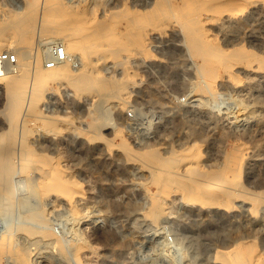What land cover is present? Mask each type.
Returning a JSON list of instances; mask_svg holds the SVG:
<instances>
[{
  "label": "rangeland",
  "instance_id": "rangeland-1",
  "mask_svg": "<svg viewBox=\"0 0 264 264\" xmlns=\"http://www.w3.org/2000/svg\"><path fill=\"white\" fill-rule=\"evenodd\" d=\"M220 1L210 0L200 7L205 10L203 17L210 18L206 35L219 45L229 29L222 26L220 17L232 5L228 0L224 7L219 6ZM248 1L241 0L245 10L264 6V0ZM179 3L182 6L183 1L0 0V38H5L0 50L14 45L8 38L21 30L27 20L42 22L40 16L45 17L48 12L46 26L64 21L70 31L83 38L54 43L33 34L32 55L38 53L41 66L49 56L56 58L70 67L72 75L84 71L88 75H84V80L94 82L91 86L87 83V88H76L70 76L56 78L40 86V99L33 106L21 109L11 160L18 166V154L25 147L35 156L29 173L11 174L9 183L15 199L11 209L0 207V233L6 229L4 217L11 215L12 243L23 251L22 264H232L233 254L241 248L246 250L244 264H264V132L251 136V130H247L256 120L264 122V110L255 108L246 77L239 70H233V75L219 74L217 81L221 86L215 85L214 95L197 88L203 78L197 73L198 60L190 56L182 41L179 23L173 16L159 24L150 21L154 12L165 7L173 12L179 10ZM127 24L132 27L131 37L118 31L111 44L104 27L117 30ZM256 26V33L262 35L263 18L256 20ZM136 29L141 33L138 41ZM64 33L68 35L67 31ZM247 43L246 38L240 42ZM129 45L133 47L128 48ZM105 84L108 86L103 88ZM4 88L0 82L1 150L7 143ZM129 108L140 112L138 120L127 117ZM113 125L121 128V135L132 147L129 151L121 147ZM237 146L250 151L249 156L244 153L245 164L241 167L228 159ZM149 149L156 152L159 160L169 158L163 170L173 169L178 178L211 184L215 203L184 198L182 188L174 182L179 188L173 183L166 185L168 192L164 187L163 194L162 187L152 181L157 160L142 154ZM38 168L43 176L62 173L73 181V190L66 188L57 193L52 188L39 199L36 184L32 186L39 176ZM230 176H238L240 184L230 180ZM201 178L205 180L199 181ZM229 186H235V193L240 194L230 189L233 193L224 195L222 192ZM217 188H223L222 192ZM73 191L74 199L67 203L64 194ZM160 192L165 209L160 218L152 220L147 213L150 196ZM222 199L224 204L220 203ZM40 201L48 227L46 233H31L36 226L29 214ZM72 204L77 210H70ZM225 248L232 251V258L222 261L214 257L217 249ZM10 258L8 252H1L0 264H17Z\"/></svg>",
  "mask_w": 264,
  "mask_h": 264
},
{
  "label": "bare ground",
  "instance_id": "bare-ground-1",
  "mask_svg": "<svg viewBox=\"0 0 264 264\" xmlns=\"http://www.w3.org/2000/svg\"><path fill=\"white\" fill-rule=\"evenodd\" d=\"M182 1H183V4H182V6L180 4L181 2L179 3L180 5L178 4L179 10H177V11L173 12L169 7H167V8L165 7L163 9V11H156V12H154V14H152V12H151L150 14H152V16L150 17V21L152 23H158L159 24L161 22V20L168 19V17L173 16V19H175L177 24L179 23L178 26H180V27H178V28H180L182 31V36H183L182 41L184 40L185 43L184 42L183 43L186 44L185 46L187 47L186 49L190 52L189 53V54H191L190 56H192L194 59L198 60V62H197V73L199 76H202L201 78H203V80H201L202 82L197 84V88L205 91V93L207 92L211 95H214L215 92L217 91V90L215 91V85L219 83L221 86V82L217 81V76L219 74H223V75L231 74V75H233V73H232L233 70H239V71H242L246 77L247 85L249 86L248 89L251 90L250 94H251L252 99L254 100L255 108L259 109L260 111L264 110V32L262 35L258 34V32L256 33V27H257L256 26V20H258L260 18H263V20H264V6L263 5H254L252 7L249 6L250 8L245 10V7L242 5L241 0L229 1L230 4H232V5L230 7H228L227 9L223 10V12L225 11V13H223L222 11H218L219 14L222 12V17H220V18H222V20H221L222 26L225 24L224 26L229 27V29L225 30L227 32H224L225 36L223 38L222 44L219 45L218 43L214 42L213 39L209 38L206 35V25H208L210 18H204L203 12H205V10L200 9V7L202 5H204L205 3L208 4L207 2H210V0H208V1H205V0H182ZM227 1L228 0H221L218 4H219V6L224 7V4H226ZM244 1H246V0H244ZM211 2H212V0H211ZM248 2L255 3L257 1L256 0H249ZM221 3H223V4H221ZM40 5H41V3H40ZM162 8L163 7H161V9ZM202 8L206 9L205 6ZM157 9L159 10L158 7H157ZM46 13L49 14L48 12H46ZM46 13H44L45 17H43V15H42V17L40 16V19L42 20V22H39L38 21L39 19H29L26 21V23L23 25V27H21V30L15 31L14 34L8 38V40L10 42L14 43V45L12 47H9V50H12V51H14V53H16L17 64L15 66V69L12 71H8V70L3 71V69H0V71H3V72H0V82H3L5 84L4 95L6 96V101H7V105H6L7 110L4 113L5 114L4 116L7 120L6 121L7 122L6 123L7 129L6 130L7 131L5 134L7 136V143H6V145H4V147H2V150L0 149L1 150V152H0V192H1L0 196L2 197V199L0 198L1 199L0 200V207L6 205L7 207H9L11 209V206H12L14 199H15V198L14 199L12 198L14 196V195H12L13 189L11 188V185L9 183V179L11 177V174L14 172L15 173L16 172L29 173L28 168H29V165L31 164L30 162L35 156L34 152L31 151L30 148L25 147L24 151H21L23 153L18 154V156L20 157V159H19L20 162L18 163V166H16L11 160V155H13L12 152L14 151L13 145H12L13 144L12 140L15 139V135L17 134V133L15 134V125H17L16 123L18 122V120L21 121L20 120L21 109L23 107L28 109L29 105L33 106L40 99V96L42 93L40 86H43L45 84H49L52 82V80L54 81L56 78H61V77L66 78L67 77V79H68V77L70 76L71 80L74 81V83L77 87L74 85V83H72V82L71 83L76 88H81V87L87 88V87H89V86H86L89 83L86 80H84V75L86 74V72L84 73V71L78 70V72L73 73V75H72L70 72V69H69L70 67L68 68L64 63H59L60 61H57L56 58L50 59L49 55H46L49 57L48 58L45 57L46 62L43 63V65L41 66L40 65L41 60L39 61L40 57L38 58V53L32 55L33 52L31 53V49H32V41H33L32 36H33V34L38 33L39 35H41V39H43L44 41L54 40V43L57 40H59L61 43H63L64 41L71 42V41H75V40H79V39L83 38V36H81V34L75 32L74 30L70 31L68 23L66 24V23H64V21L55 22L52 25L46 26V24H45ZM38 15H39V13H38ZM213 16L216 17L215 15H213ZM109 18H112V17H109ZM102 20H104V19H102ZM132 25L134 26V24H132ZM144 25H146V24H144ZM44 26H46V27L44 28ZM137 26H135V27H137ZM130 27H131V25L127 24L123 27H120V29L118 28L117 30H114L110 27L107 29V26H106V27H104L105 28L104 33H105V36L110 38V42H111L113 37L118 34V31H121V30H122V33H129L128 35L131 37L130 32H129ZM229 30L230 31H236L237 33L236 34H229L228 33ZM65 31L68 32L67 36L64 33ZM138 31H139L138 29L135 30V32L137 33V35L135 36L136 41L141 39V37H140L141 33H139ZM61 33L64 34L63 35V36H65L64 38H63V36H59V34H61ZM243 38H246L248 43L241 45L240 42ZM0 39H1L0 40V45H1V42L5 38L1 37ZM115 39H117V38H115ZM9 41H8V43H9ZM114 42H117V41H114ZM44 43L46 44V42H44ZM130 43H132V42H130ZM138 43H137V46H138ZM41 44H43V43H41ZM111 44H113V41L111 42ZM139 45H140V43H139ZM123 46H125V44ZM38 47L39 46H37V48ZM44 47H45V45H44ZM131 47H133V46L129 45L128 48H131ZM0 48H1V46H0ZM4 49H7V47L3 48L2 50H4ZM39 49H38V51H39ZM140 49H142V48H140ZM134 50H135V48H134ZM72 51H74V50H72ZM40 52H41V50H40ZM69 52L70 51H68V54H69ZM43 56H45V55H43ZM110 56H112V55H110ZM9 72H12V73H9ZM1 80H3V81H1ZM90 81L93 82V80H90ZM92 82H90V84H89L90 86L94 85V82L93 83ZM34 84L37 85L38 87L33 88ZM107 86H108V84H105V85H103V88H105ZM125 103H126V101H125ZM113 126H114V130H113L114 135L118 137L119 143L121 144V147H123L124 149L129 151L128 149H131L132 147L129 145V143L127 141H125V139L121 135V133H120L121 128L117 125H113ZM22 127L23 126H21V128ZM247 130L248 131L251 130V132H252L251 136L254 134L260 135L261 133L264 132V122L259 123L256 120L255 122H253L251 124V126ZM24 131L26 133V128ZM7 132H8V134H7ZM25 133H24V136H25ZM21 134H22V131H21ZM18 136H19V134H18ZM22 136H23V134H22ZM263 141H264V139H263ZM241 144L242 143H240V146H241ZM235 145H236V143H235ZM237 147H236L237 151H233L232 153L230 152L231 157L228 159H230L231 161L234 160L235 163L237 165H240V167H241L242 165L245 164L243 162L244 158H245L244 153H247V155L249 156L250 151H249V149L247 150L248 147H246V148L239 147V146H237ZM21 149H23V148H21ZM13 153H15V152H13ZM155 153L156 152L154 150H151V149L142 152V154H145V156H150V157H153L157 160L156 163L158 164V168H157V170L152 171L153 172L152 173V181L155 184H157V186L159 185L160 186L159 188L162 187V191H161L162 193L164 192L163 190H164V187L166 185L171 186L169 184H172L174 182L179 187L182 188L181 189V190H183L182 196L184 198H186V199L192 198L193 201H194V199H196V201L199 200L203 203H215L216 198L214 197L213 190L210 189L211 184L208 185V183L206 184L203 182H198L192 178L189 180L186 178L182 179L181 177L178 178L176 176L175 170H173V169L170 171L169 170L168 171L163 170V167L165 166V164L166 163L168 164L167 160L169 158L165 159V160H159L158 158H156ZM189 154L187 153L186 155H189ZM192 154L193 153H191V155ZM248 156H246V157H248ZM176 160L180 161L181 158H177ZM227 162L229 165L230 161H227ZM195 165H193V166H195ZM228 165L226 164V168L230 166V165L229 166ZM193 166H191V167L195 168ZM197 166H198V164H197ZM233 166H234V164H233ZM170 168H171V166H170ZM235 168H239V166H237ZM183 169H185V168H183ZM186 169H187V167H186ZM188 170L189 169H187L186 171H188ZM236 170L238 171V169H236ZM37 171H36V173L39 176L36 175V180H34L35 183H32V186H33V184H36V187H35L36 190L35 191L38 192V196L40 197L39 199L43 198L44 195L48 194L46 192H49V190L54 189V191L57 193H59V191H62L66 188H71L73 190V187L70 186V184H73V181L65 179L63 177L62 173L61 174H59V173L50 174L49 173L50 175L47 174L49 176H47V175L43 176V174H41L39 172V171H41L39 168ZM201 171H198V172L201 173ZM224 171L228 172L229 170L227 169ZM202 173L205 174V172H202ZM232 173L236 174L235 172H232ZM210 175L208 177H211V180L212 179L214 180V177L212 178V176H210ZM230 175H231V173H230ZM238 176H236L235 179H234V177L230 176L231 177L230 180H234V181H236V183H239L240 180H239ZM222 178L229 179V178H227V175H223ZM202 180H203V178H201V180H199V181H202ZM219 180H221V179H219ZM218 182H220V181H218ZM174 183H173V186L176 185ZM228 183L230 184V181ZM228 183H226V187H227ZM220 184H222V183L220 182ZM220 184H219V188H220ZM25 185H27V184L25 183ZM177 185H176V187H178ZM223 185H225V183ZM211 187H214V186H211ZM223 187H225V186H223ZM233 187H235V186H233ZM233 187L231 188V186H229L223 192H222L223 188H222V190L217 188V190H221V192L227 196V195L233 193V191L230 190V189H234ZM165 188H166L165 192H168L167 187H165ZM29 189H31V188H29ZM235 190H236V188L234 189V193L236 192ZM32 192H34V191H32ZM161 192L160 193H154L152 196H150L151 201H150V204L148 206L149 210H147L148 211L147 213L149 216H151L152 220L160 218L159 215H161V212L163 211V208H164L163 207L164 205H162V203H163L162 200L164 199L163 194H165V192L163 194ZM60 193H62V192H60ZM237 193H235V194L236 195L240 194V193L239 194H237ZM73 194H74V191L67 194V195L64 194V197H63L64 200L67 201V203L71 204L73 199H74ZM235 194H233V195H235ZM243 195H244V193H243ZM35 199H33V200H35ZM37 200H38V198H37ZM222 201H223V199H222ZM225 202L220 201V203H223V204ZM42 205H43L42 201H40L37 204V206L35 207V209L33 208L34 210H32L29 214V217L35 222V226H36V227L33 226L31 228L32 229L31 233H34V232H32L33 230L40 231L41 233L42 232L46 233V230H47L46 228L48 227V225L45 222L47 221L46 220L47 217L45 216L46 214L43 211ZM74 205H76V204H74ZM74 205L72 204L70 206V208H71L70 210L76 209L74 207ZM6 216L4 217L5 218L4 223H5L6 229L3 232L1 231V233H0V253L4 252V251L8 252V255H10V257H11L10 259H12V262L17 263V264H22L24 262L23 251L21 248H19L20 246L15 247L14 244L12 243L13 242L12 241V228H14V225H13L14 222H12L11 215L9 216V214H8V216L7 217ZM26 217H28V215ZM23 227H25V226L23 225ZM27 229H29V227ZM27 229H26V231L29 232ZM63 248H64V246H63ZM78 248H80V247H78ZM77 251H78V249H77ZM245 251H246L245 249L241 248L240 251L233 254L234 259H233V261H231L232 264H244L245 258H247L244 255ZM231 254H232V251L230 249H226V248L225 249H217L215 251L214 257L217 259L220 258V259H222V261H227L228 258L231 257ZM250 256H252V255H250ZM76 258L78 260L79 256ZM78 261H77V263H78ZM247 263H249V260L247 261ZM224 264H227V263H224ZM250 264H253V263H250Z\"/></svg>",
  "mask_w": 264,
  "mask_h": 264
},
{
  "label": "built area",
  "instance_id": "built-area-1",
  "mask_svg": "<svg viewBox=\"0 0 264 264\" xmlns=\"http://www.w3.org/2000/svg\"><path fill=\"white\" fill-rule=\"evenodd\" d=\"M16 64L17 55L14 51L9 49L0 50V69L12 71L15 69ZM181 99H184L183 96ZM139 116L140 112L136 111L135 108H129L127 110V117L130 118V120L136 121Z\"/></svg>",
  "mask_w": 264,
  "mask_h": 264
}]
</instances>
